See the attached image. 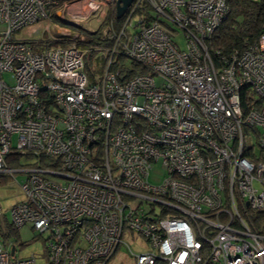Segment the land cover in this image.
Returning a JSON list of instances; mask_svg holds the SVG:
<instances>
[{"label":"built area","instance_id":"2783aa9c","mask_svg":"<svg viewBox=\"0 0 264 264\" xmlns=\"http://www.w3.org/2000/svg\"><path fill=\"white\" fill-rule=\"evenodd\" d=\"M117 1L0 0V183L24 174L10 223L31 224L46 264L121 249L128 264H264V24L213 56L228 0H132L116 18ZM69 5L108 11L95 42L58 22L15 35ZM89 50L103 59L86 73ZM24 154L35 163L9 166ZM12 246L0 264L36 263Z\"/></svg>","mask_w":264,"mask_h":264},{"label":"rangeland","instance_id":"374dc122","mask_svg":"<svg viewBox=\"0 0 264 264\" xmlns=\"http://www.w3.org/2000/svg\"><path fill=\"white\" fill-rule=\"evenodd\" d=\"M54 11H55V15L50 24L40 22L36 31H32L31 33L28 28H24L20 31H17L15 35L31 40L40 37L46 38L47 32L44 29L49 26L48 29L49 32L52 33L53 31H56L55 23L57 22L60 23V26H64L65 28H67V30L73 32L72 34L80 35L81 34L80 29L69 25L76 24L84 28L85 30L92 32L96 29L101 30L105 26L104 21L106 20L108 14L107 11L103 15L102 12L104 11L101 9L91 11V9L88 8L87 6L82 7L75 5H69L67 7H58ZM61 13L63 14V18L58 17V15H62ZM135 19L136 17L133 18L132 20ZM60 20L62 22L63 21L66 22L67 24L61 23ZM2 28H3V24L0 23V30ZM177 37L180 43L182 44L183 41L181 40L179 34H177ZM90 48L92 49V47ZM101 54H102L101 51L93 52L89 50L85 52L84 61L88 65L87 68H85L86 73L90 69L91 70L95 69L94 66L92 65L94 62L93 58H95L97 55L101 56ZM4 77L7 82L9 83L12 82V79L9 77L8 74L5 73ZM250 135L253 138L251 139L248 138L247 140L248 144H251L255 140V135L252 133H250ZM15 137H16L15 135L12 137L13 142L15 141ZM34 163L35 160L32 158V156L24 154V155L16 156L15 160L11 158L9 161V166H14V165L27 166ZM155 169L157 170V172L151 173V175L149 176V180L152 183H157L158 181L157 179L159 178L161 179L163 177L162 175L163 171L159 167V164L155 167ZM152 174L156 175V178H154ZM13 176L14 178L10 176H5L2 182L0 183V226L3 227L4 230H5L4 226L6 224H10L11 221V215H10L11 207L15 203L23 199V193L20 189V186L16 182L14 183V181L17 180L18 182H20L23 179L24 174L16 172L13 174ZM55 180L58 181V179ZM4 241L15 245V253H14L15 257H25L27 255H30L31 253H35L37 255L35 264H46L45 260H43V258L41 257L42 245L39 240V234L38 232H36L34 229L31 228V224L27 223L16 230L11 229L8 236L5 235ZM130 247L134 251L141 250V247H137L135 243H130ZM124 253H125L124 249H121L120 254L114 255L107 264H128L129 259L125 257Z\"/></svg>","mask_w":264,"mask_h":264},{"label":"trees","instance_id":"16d2710c","mask_svg":"<svg viewBox=\"0 0 264 264\" xmlns=\"http://www.w3.org/2000/svg\"><path fill=\"white\" fill-rule=\"evenodd\" d=\"M229 12L219 27L213 33L208 42L209 50L213 56L216 51L227 54L232 49H240L244 44L255 41L264 24V0H228ZM73 25V24H72ZM80 30L92 36V42H95L94 32L74 24ZM96 64H99L103 57H95ZM244 87L241 90V104L243 111L248 108L249 98ZM16 157L13 158L15 160ZM5 230L0 226V239L4 241L5 235L8 236L10 230H16L11 223L6 224ZM4 236V237H3Z\"/></svg>","mask_w":264,"mask_h":264},{"label":"water","instance_id":"95a60500","mask_svg":"<svg viewBox=\"0 0 264 264\" xmlns=\"http://www.w3.org/2000/svg\"><path fill=\"white\" fill-rule=\"evenodd\" d=\"M132 0H118L116 4V18H120L128 8ZM14 253V246L10 249V254Z\"/></svg>","mask_w":264,"mask_h":264}]
</instances>
